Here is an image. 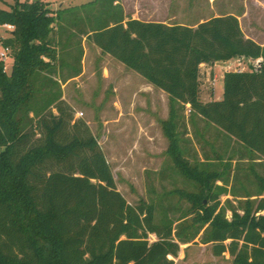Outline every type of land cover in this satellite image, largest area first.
<instances>
[{
    "label": "trees",
    "instance_id": "1",
    "mask_svg": "<svg viewBox=\"0 0 264 264\" xmlns=\"http://www.w3.org/2000/svg\"><path fill=\"white\" fill-rule=\"evenodd\" d=\"M4 25L14 31L0 37L13 57L10 74L0 60V264H175L198 237L232 264H264V46L237 16L168 25L127 19L120 0L58 10L14 0L0 8ZM83 39L167 93L166 155L188 186L168 194L175 204H129L62 100L51 75L58 64L61 82L81 74ZM233 59L262 63L227 71L223 98L203 102L201 66Z\"/></svg>",
    "mask_w": 264,
    "mask_h": 264
},
{
    "label": "rangeland",
    "instance_id": "2",
    "mask_svg": "<svg viewBox=\"0 0 264 264\" xmlns=\"http://www.w3.org/2000/svg\"><path fill=\"white\" fill-rule=\"evenodd\" d=\"M46 1L50 9L58 10L81 6L93 0ZM13 4L14 0H0V8L4 10H9ZM120 4L124 6L128 18L168 25L193 26L214 17L232 14L238 17L244 35L264 46V0H120ZM9 36V30L0 28V37ZM82 48L84 54L79 76L61 82L59 64L57 74L51 75L60 82L62 100L72 108L75 120L86 123L97 137L111 167L117 190L129 204L136 206L140 201H154L164 206L175 204L178 199L168 194L188 186L170 167L171 162L166 155L169 142L163 134L161 122L168 118V96H163L159 89L151 86L139 74L102 53L92 42L83 39ZM0 60L4 62L5 71L10 74L12 54ZM261 63V59L256 60L255 66L245 59H233L228 63H219L216 67H202L201 78L202 72L212 67L211 72L218 76L214 86L218 92L223 87V72L248 71L252 69L251 66L259 69ZM67 71L63 72L64 75ZM201 84L206 90V82L201 81ZM189 108L187 106V117ZM188 128L191 138V127ZM215 133L212 131L206 137L220 147L224 140L220 138L216 142ZM194 148L201 157L202 151L196 140ZM209 149L207 147L206 150ZM208 153L211 154V151ZM226 199L232 197H221L223 203ZM183 206L186 207L185 204ZM179 215L171 214L172 217ZM228 217H231L229 212ZM150 238L155 239L154 236ZM195 242L181 245L179 256L171 258L175 264H232L233 259L228 253L215 256L212 245L201 244L200 237Z\"/></svg>",
    "mask_w": 264,
    "mask_h": 264
},
{
    "label": "crops",
    "instance_id": "3",
    "mask_svg": "<svg viewBox=\"0 0 264 264\" xmlns=\"http://www.w3.org/2000/svg\"><path fill=\"white\" fill-rule=\"evenodd\" d=\"M43 2H45V3H47V1L46 0H42ZM123 6V5H122ZM123 9H124V13H125V15H126V17H127V19H128V16H127V13H126V11H125V8H124V6H123ZM141 20V19H140ZM144 22H150V21H144ZM0 28H2V29H4V30H6V31H8V29L5 27V26H0ZM11 33V32H10ZM3 38H5V37H3ZM7 38V37H6ZM3 51H4V48H3ZM3 51H1L0 53H2ZM231 61V60H230ZM230 61H228V62H230ZM228 62H218V63H216V64H214V67H216V66H218V64L219 63H228ZM202 67H209V66H207V65H202L201 66V68ZM212 67H210L209 69H205L203 72H202V78L200 79L202 82H206V85L204 86V87H207L206 88V90H204V88H203V84H201V99H202V101L203 102H210V101H219V100H221L222 98H223V93H224V83H223V87H222V90L221 91H218V92H216V89H215V87H213L212 85H211V80H212V78L214 77V76H216V75H214L212 72H211V69ZM212 70H213V68H212ZM223 72V71H222ZM227 72V70L225 71V73ZM224 72L222 73V75H221V78H222V80H223V78H224V74H225ZM217 77V79H218V76H216ZM151 85V84H150ZM151 86H153V85H151ZM216 86V85H215ZM154 87V86H153ZM152 88V87H151ZM162 94H163V96H168L167 95V93H165L163 90H159Z\"/></svg>",
    "mask_w": 264,
    "mask_h": 264
},
{
    "label": "built area",
    "instance_id": "4",
    "mask_svg": "<svg viewBox=\"0 0 264 264\" xmlns=\"http://www.w3.org/2000/svg\"><path fill=\"white\" fill-rule=\"evenodd\" d=\"M4 26H5L10 32L14 31V26H12V25H4ZM10 52H11L10 49H8V48H4V51H3L2 53H0V59H2V60L7 59L8 55L10 54ZM248 61H250V64H253V65L255 66L256 61H252V60H248ZM238 71H244V70L240 69V70H238ZM216 82H217V77L214 76V77L212 78V80H211V84H212L213 87L216 85ZM76 116H77V115H76ZM77 117H78V116H77Z\"/></svg>",
    "mask_w": 264,
    "mask_h": 264
},
{
    "label": "water",
    "instance_id": "5",
    "mask_svg": "<svg viewBox=\"0 0 264 264\" xmlns=\"http://www.w3.org/2000/svg\"><path fill=\"white\" fill-rule=\"evenodd\" d=\"M33 1H37V0H33Z\"/></svg>",
    "mask_w": 264,
    "mask_h": 264
}]
</instances>
